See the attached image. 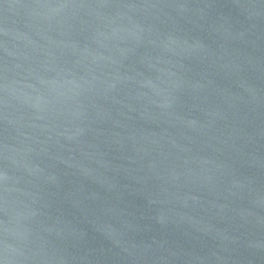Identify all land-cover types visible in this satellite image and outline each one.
Here are the masks:
<instances>
[{
	"label": "water",
	"instance_id": "95a60500",
	"mask_svg": "<svg viewBox=\"0 0 264 264\" xmlns=\"http://www.w3.org/2000/svg\"><path fill=\"white\" fill-rule=\"evenodd\" d=\"M0 264H264V0H0Z\"/></svg>",
	"mask_w": 264,
	"mask_h": 264
}]
</instances>
